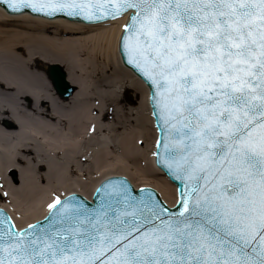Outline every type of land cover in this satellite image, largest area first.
<instances>
[{"label": "snow or ice", "instance_id": "6c2138e0", "mask_svg": "<svg viewBox=\"0 0 264 264\" xmlns=\"http://www.w3.org/2000/svg\"><path fill=\"white\" fill-rule=\"evenodd\" d=\"M12 13L128 17L126 62L148 84L156 156L181 184L168 208L124 181L98 206L56 197L17 230L0 212V264H264V0H0Z\"/></svg>", "mask_w": 264, "mask_h": 264}, {"label": "bare ground", "instance_id": "6f19581e", "mask_svg": "<svg viewBox=\"0 0 264 264\" xmlns=\"http://www.w3.org/2000/svg\"><path fill=\"white\" fill-rule=\"evenodd\" d=\"M127 21L87 25L0 6V209L17 230L41 221L56 197L91 201L109 178L176 205V187L155 164L148 88L119 55ZM52 65L75 89L67 98L45 71Z\"/></svg>", "mask_w": 264, "mask_h": 264}, {"label": "water", "instance_id": "95a60500", "mask_svg": "<svg viewBox=\"0 0 264 264\" xmlns=\"http://www.w3.org/2000/svg\"><path fill=\"white\" fill-rule=\"evenodd\" d=\"M5 7V6H4ZM6 8V7H5ZM9 11V10H8ZM33 14H35V13H33ZM35 15H38V14H35ZM41 16H44V15H41ZM57 16H63V17H66V18H68V19H70V20H77V21H83V22H86V23H97V22H102V21H106L107 19H105V20H99V21H93V22H90V21H87V20H85V19H83V18H77V17H68V16H66V15H63V14H56L55 16H52V17H50V18H53V17H57ZM45 17H49V16H45ZM56 19H63V18H56ZM120 53H121V55H122V58H123V61H124V63H125V65L128 67V68H130V69H132V71L136 74V75H138L142 80H144L137 72H136V70L131 66V65H129L127 62H126V59H125V57H124V54H123V51H122V48H121V45H120ZM49 77L51 78V80L53 81V83H54V86H55V88H56V90H57V92L61 95V96H63V97H68V96H70L72 93H73V91H74V89L73 88H71L70 86H69V84L67 83V81H66V74H65V72L62 70V68L60 67V66H58V65H54V66H52L51 68H50V70H49ZM146 83V82H145ZM147 84V83H146ZM147 86H148V84H147ZM149 87V86H148ZM150 96H151V92H150ZM150 104H151V101H150ZM151 107H152V110H153V106H152V104H151ZM153 114H154V112H153ZM154 117H155V121H156V125H157V128L159 129V134H160V138H161V130H160V127H159V125H158V122H157V119H156V116L154 115ZM157 163H158V166L161 168V169H163L164 171H165V173L167 174V176L169 177V179H170V181L174 184V185H176L177 187H178V190H179V196H180V189H181V184H180V182L179 181H176V180H174L168 173H167V171H166V169H164L161 165H160V163L158 162V159H157ZM115 181H124V182H126V186H129L132 190H134L133 189V186L126 180V179H124V178H110V179H108V180H106L105 182H103V184L101 185V187H100V189L105 185V184H108V183H110V182H115ZM146 190H150V189H146ZM153 191V190H152ZM134 192L135 193H137V194H139L141 191H135L134 190ZM156 195H157V191H153ZM98 192L96 193V195H95V197H94V200H93V203H91V202H89L88 200H86L85 199V197L84 196H79V195H73V196H71V197H69V198H73V197H75V198H77V199H83L84 201H86L87 203H88V205L89 206H91V207H96V206H98V203H99V201H98V199H97V197H98ZM158 196V195H157ZM68 198V199H69ZM158 198H159V196H158ZM160 199V198H159ZM161 200V199H160ZM164 203V202H163ZM8 216H9V213L8 212H5ZM46 220V219H45ZM45 220L44 221H42V222H40V223H43V222H45ZM38 224V223H37ZM16 227V226H15Z\"/></svg>", "mask_w": 264, "mask_h": 264}, {"label": "rangeland", "instance_id": "374dc122", "mask_svg": "<svg viewBox=\"0 0 264 264\" xmlns=\"http://www.w3.org/2000/svg\"><path fill=\"white\" fill-rule=\"evenodd\" d=\"M45 71H46V73H47V71H48V67L45 69ZM129 93H130L131 98L134 99V98H135V93H134V91H133V92L130 91ZM121 95H123V96L126 97V98L128 97V94H127L126 92L122 93Z\"/></svg>", "mask_w": 264, "mask_h": 264}]
</instances>
